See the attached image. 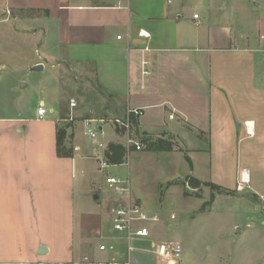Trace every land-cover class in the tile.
<instances>
[{
	"label": "crops",
	"instance_id": "0c3cea01",
	"mask_svg": "<svg viewBox=\"0 0 264 264\" xmlns=\"http://www.w3.org/2000/svg\"><path fill=\"white\" fill-rule=\"evenodd\" d=\"M157 1L0 0V16L15 13L17 22L29 27L24 37H31L25 41L33 53L22 65L16 61L23 57V52H12L20 37L12 24H0V73L17 68L28 72L25 84L12 88V94L40 91L35 109L21 101L24 96L12 107L4 103L0 108V264H81L85 256L96 261L124 256L126 244L115 241L117 234L111 230L110 211L118 197L105 185L98 157L107 158L111 144L123 146L125 130L114 122L126 120L131 109L143 112L134 125L143 135L158 140L172 136L187 145L188 153L204 157V177L197 180L253 200L244 199L246 205L258 202L264 208V24L254 35L246 19L232 20V11L226 10L230 5L236 10L238 0H220L224 12L210 1V18L199 15L198 20L197 11L184 17L191 0H168L159 9ZM256 2L244 1L248 14H254ZM45 59L51 66L42 64ZM143 61L149 62L146 75ZM65 63L95 79L108 116L100 117L105 123L93 124L106 135L91 139L85 134L88 118L76 117L70 123L69 112L63 116L69 111V103L64 108L61 98L60 69ZM38 65L43 69L32 71ZM45 72L52 81L48 91L43 79L34 77ZM40 107L48 111L43 120ZM55 111L57 116L48 117ZM107 124L112 133L105 130ZM58 127H68L71 158L57 154ZM110 134L114 141L99 148ZM121 167L113 174L121 177ZM76 178L79 226L70 236V230L61 228V207L63 196L71 204L76 199ZM214 192L222 198L226 194ZM132 198L142 204L133 194ZM50 223L60 224L58 232L48 229ZM150 233L142 241L151 240V246V229ZM115 242L116 254L98 251L100 244ZM148 250L134 252L133 264H166Z\"/></svg>",
	"mask_w": 264,
	"mask_h": 264
},
{
	"label": "rangeland",
	"instance_id": "374dc122",
	"mask_svg": "<svg viewBox=\"0 0 264 264\" xmlns=\"http://www.w3.org/2000/svg\"><path fill=\"white\" fill-rule=\"evenodd\" d=\"M167 1L158 0L156 7L159 9L165 2L167 4ZM198 1L196 7L195 4ZM210 1L216 5V9L224 12L222 1L219 3L220 0H191L192 8L187 11L188 14L184 13V17L192 16L197 11L203 19L210 18ZM223 1L224 3H231V1L236 2L237 0ZM238 1L233 6L236 10L232 9V5H230V9L226 10L227 13L232 11L228 16L232 20L238 17L243 20L246 19L249 27L254 29L250 33L253 32L256 35L258 33L256 29L262 26H260V23L264 24V0H258L254 4L256 8L263 7L258 11L255 8L254 14L247 13L248 7L244 5L245 0ZM194 7H196V10H194ZM236 12L238 14H235ZM16 17L15 13L5 12L0 16V24H12L15 33L20 37L18 44L12 47V52L14 54L23 52V57L16 60L20 61L22 65L33 56V53L31 47H27L28 41H25L31 37H24L29 27L18 23ZM27 17L35 18L36 15L29 14ZM35 28L30 30H35ZM41 61L46 67L51 66L46 59ZM70 65L72 64L65 63L60 69L61 98L64 108H67V104L71 99H75L78 103V113L75 115L76 112H74V118L95 119L106 117L107 113L104 109L107 108V101L99 95V90L94 88L95 79L87 77L85 73L77 72L75 66L71 67ZM6 73H0V108L4 106V103L11 106L12 103L18 102L21 96H24L21 101H27L35 109L40 99L39 90L33 88L27 91L24 90L26 92L17 91L14 94L11 92L12 88L15 89L22 86L23 83L25 84L24 77L28 76V72L17 68L12 73ZM46 73L34 74V77L43 79L46 84L45 89L48 91L52 88L50 85L52 81ZM32 79L34 78L32 77ZM50 107V103L47 102L46 108ZM68 112V118H70V110H65L63 116H66ZM55 116H57L56 111L54 115L50 114L48 117L54 118ZM119 121L124 122L125 120ZM69 122L73 123L74 121ZM114 124L117 125L118 123L114 122ZM46 125L47 123L44 124V126ZM92 128L97 133L99 132L97 125L92 124ZM105 130L108 134L112 133L109 124L105 125ZM104 133L106 135V132ZM134 135L138 140L159 139L143 135L136 128H134ZM83 138L86 142H89L87 137ZM114 139L113 135L110 134L103 143L107 145ZM164 140V142H169L173 146L172 152H151L147 149L143 151L132 150L126 155L125 164L119 169L120 173L118 174L123 178L128 176L134 198H139L142 205L150 213L157 214L160 217L158 223H147L153 232L151 239L156 243L163 241L179 242L183 251L181 260L183 264H264L263 206L258 202H251V206H253L251 208L243 201L244 199L253 200L241 197L237 193L235 195L234 193L223 194L225 196L222 198L217 197L218 194L207 186L201 185L191 188L188 184L189 176L198 179L204 177V157L198 153H188L189 148L187 145L172 136H167ZM123 146L126 147V140ZM187 153L194 160L192 168L186 160L185 154ZM91 170H95V165L91 166ZM111 171L113 173V170ZM77 183L78 178L74 179L76 199L71 204L70 200L63 196V207H61V228L64 231L70 230L68 233L70 236L72 235L70 233L74 232L75 229L77 231L79 226L80 206H78L79 191L76 190ZM212 195H215V200L212 199ZM172 215L175 216L174 220L171 219ZM59 226L60 224L57 223L47 224L48 229L56 232H58L57 228ZM150 243L151 240L144 242L140 239L136 240L134 245L151 249L152 245L150 246ZM56 257L57 255L53 254L50 259L54 260ZM153 258L156 257L153 256Z\"/></svg>",
	"mask_w": 264,
	"mask_h": 264
},
{
	"label": "built area",
	"instance_id": "2783aa9c",
	"mask_svg": "<svg viewBox=\"0 0 264 264\" xmlns=\"http://www.w3.org/2000/svg\"><path fill=\"white\" fill-rule=\"evenodd\" d=\"M200 16L194 15V19L198 20ZM140 35L145 38H149L150 35L146 32H140ZM121 39V37H118ZM145 51H151L149 48H145ZM149 62L143 61V74H148ZM78 103L75 99H71L69 102V110L71 112L68 121H74V112L77 108ZM48 113L45 107L38 109V116L40 120H43ZM142 110L131 109L127 112V118L124 122L119 120L115 121L120 124L126 133V151L129 154L132 150L143 151L147 149V144L143 140H138L134 135V125L132 123V117L139 119L142 117ZM170 119H174V114L169 116ZM105 119H87L84 121L85 134L91 139H95L98 136H104L102 130L97 133L92 128L93 123H105ZM98 147L103 149L105 147L103 141L99 142ZM99 170L105 176V185L108 190L118 197V205L111 207V230L114 234H117L115 241H123L126 244V250L122 258L113 257L106 261H96L89 256L83 257L81 264H133V254L136 251H141L134 245L136 240L150 238V229L147 223H158L160 217L157 214H151L147 209L140 203L136 202L132 198L131 182L128 176L119 177L112 173L111 170L123 166L125 163L113 164L105 157H98ZM128 164V162H126ZM241 189V188H240ZM171 219L174 220L175 216L172 215ZM152 247L149 251L153 256L159 260L164 261L166 264H179L182 258V247L178 242H152ZM117 242L115 243H102L98 246L100 253L116 254ZM146 251V250H145ZM14 264H62V263H49L38 261L35 263L20 262Z\"/></svg>",
	"mask_w": 264,
	"mask_h": 264
},
{
	"label": "trees",
	"instance_id": "16d2710c",
	"mask_svg": "<svg viewBox=\"0 0 264 264\" xmlns=\"http://www.w3.org/2000/svg\"><path fill=\"white\" fill-rule=\"evenodd\" d=\"M133 125H138V120L135 117H132ZM68 127H58L57 129V154L61 158H71L73 157V148H70L69 144L67 143L68 139ZM147 144V151L151 152H171L173 151V146L169 142H164V140H157L155 142L144 139L143 140ZM127 152L122 145L111 144L109 146L108 152L106 153V157L109 162L113 164H123L125 162ZM186 160L189 163L190 167L192 168V162L190 158L186 154ZM188 184L191 188H196L201 185L210 187L212 190L217 192H224L226 194H233L234 192L225 191L222 188L210 184V183H201L196 178L190 176L188 178ZM212 199L214 200V195H212Z\"/></svg>",
	"mask_w": 264,
	"mask_h": 264
},
{
	"label": "water",
	"instance_id": "95a60500",
	"mask_svg": "<svg viewBox=\"0 0 264 264\" xmlns=\"http://www.w3.org/2000/svg\"><path fill=\"white\" fill-rule=\"evenodd\" d=\"M43 69V65H38V66H35L32 71L34 72H37V71H41ZM45 250V249H44ZM43 254V253H42Z\"/></svg>",
	"mask_w": 264,
	"mask_h": 264
}]
</instances>
